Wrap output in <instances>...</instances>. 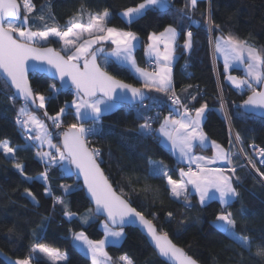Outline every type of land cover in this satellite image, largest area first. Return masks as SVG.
<instances>
[{"label": "trees", "instance_id": "16d2710c", "mask_svg": "<svg viewBox=\"0 0 264 264\" xmlns=\"http://www.w3.org/2000/svg\"><path fill=\"white\" fill-rule=\"evenodd\" d=\"M142 2L33 0L36 12L32 17L43 14L47 18L44 22L37 19L36 28L43 29L47 23L49 27L59 26L65 30L69 19L77 15L82 6L85 9L84 17L88 12L102 13L107 9L111 15L110 27L137 34L140 39L136 50L137 61L149 69V63L156 62H148L145 58L149 36L152 33L159 35L169 26L176 28L179 34L176 46L178 59L173 67V85L181 103L189 109L207 104L203 131L211 141L230 152L236 150L232 133L235 136L239 133L243 141L241 146L247 154L250 145L264 149V119L242 110V104L251 92L247 89L239 91L227 84L225 66L217 56L214 58L212 49L217 37L232 34L264 52V0H197L195 10L185 7L187 0H169V9L149 8L131 24L126 23L122 13ZM209 14L214 23L220 26L219 29L213 27L211 32L207 23ZM84 17L81 22L87 24L88 19ZM32 23L30 17L29 24ZM188 31L193 33L191 49L184 47ZM46 46H52L64 54L57 40H51ZM103 57L104 54L100 58L102 67ZM106 70L117 79L144 89L149 96L144 103L147 107L119 105L117 110L103 115L101 124L96 128L97 133L87 139L90 149L100 150L97 161L115 190L119 194L122 192L131 206L152 221L158 232H166L174 244L200 264H264V258L255 254L257 245H264V176L260 175L264 173V164L256 162V172L252 173L243 165L240 157L232 159L236 168L235 187L239 195L226 210L233 214L235 231L251 241L252 248L248 251L215 226L216 217L223 209L219 202L212 201L203 206L196 196L190 195L191 207H186L182 199L177 200L171 195L167 178L153 174L154 164L162 161L168 175L180 180V167L161 145L157 132L143 135L140 128L148 117L152 118V127L157 130L170 113L177 115L173 110L178 106L172 104L171 94L165 95L154 89L149 91L144 87L143 80L119 63H110ZM151 70L156 71L157 68ZM232 74L241 76L242 71L233 70ZM31 85L35 93L48 98L46 108L41 109V113H34L45 119L52 130L55 126L49 117L56 116L61 108L70 104L75 91L62 90L48 77L39 74L31 76ZM53 85L57 89L54 94L51 92ZM13 97L11 89L0 77V142L7 141L9 147L16 149L11 156L0 149V264H15L17 259L29 256L33 243H43L65 252L67 261L59 264H92L73 244L74 234L82 231L89 240H103V228L107 223L95 215L82 184L69 164V168L65 163L49 165L47 160L42 161L37 157V151L55 153V149H49L47 144L41 148L39 141L26 139L16 123L18 111L24 103ZM45 111L47 115H44ZM179 111L183 112V109ZM62 123L61 130L78 123L73 108H68ZM84 125L92 126L90 122ZM57 143L60 146L59 139ZM205 153L211 155L212 150ZM17 162L23 165L24 175L14 167ZM45 171L48 173L47 182L41 177ZM25 176L33 179L27 180ZM64 187H68L69 191L65 192ZM26 189L33 194L35 202ZM45 189L51 195H47ZM57 197L64 203H57ZM66 211L74 214L71 219L65 215ZM169 212L172 213L171 217L168 216ZM84 218H88L87 223L82 220ZM122 231V242L106 248L113 264H120L121 256L129 257L134 264H167L156 255L138 229ZM36 255L39 259L34 264H51L42 254Z\"/></svg>", "mask_w": 264, "mask_h": 264}, {"label": "snow or ice", "instance_id": "6c2138e0", "mask_svg": "<svg viewBox=\"0 0 264 264\" xmlns=\"http://www.w3.org/2000/svg\"><path fill=\"white\" fill-rule=\"evenodd\" d=\"M170 7L169 0H143L138 6L126 9L122 16L126 18V23L131 24L149 8L167 10ZM185 7L195 10L197 0H187ZM34 12H36V5L33 0H0V74L5 78V83L10 82V85L16 89L17 96L25 102L18 111L17 123L29 132L33 130V127L30 126L38 129L35 136L29 135L26 139L39 141L41 148L47 144L49 149H55V153L37 151V157L42 161L47 160L49 165L55 163L63 165L65 162L74 165L78 172L83 175L84 184L95 201L97 212L106 213L112 225L121 227L120 231H115L105 224V240L99 241L89 240L82 231L74 234V240L82 243L91 252L93 264H111L112 258L104 250L105 241L108 237H113L116 238L113 242H117L124 235L123 225L135 223L137 220L147 229V233L155 242L159 254L167 258L170 264H197V261L188 255L184 249L169 239L166 232H158L152 221L146 219L141 212L133 208L123 198L122 192L117 194L97 162L100 150L90 149L87 146V137L97 133L95 125L100 121L102 114L114 110L118 102L130 100L138 102L141 107H147L144 100L149 99V97L142 89L133 87L131 84L118 80L109 74L106 69L113 62H120L134 69L143 78L144 87L149 91L154 89L156 92L165 95L170 93L172 104L178 106L173 110L177 115L174 117L170 113L164 118L158 130L153 129L151 117H148L145 123L140 125V128L143 135H152L154 132H158L167 142H170L172 150L178 151L180 159L187 162L188 170L181 169V179L174 180L168 175V170L161 161L159 164H154L153 174L166 177L171 195L177 200L182 199L186 207H191L189 185L199 194L201 205L209 200L218 199L224 208L216 217L217 228L240 247L251 251V241L235 231L236 221L233 214L226 210L239 195L233 183L236 168L234 166L228 168L212 167V165L218 164L232 165L233 154L222 145L209 141L203 132L201 123L207 104L196 109H189L181 103L180 98L175 93L171 78V63L179 35L176 28L169 26L159 35L152 33L149 36L150 43L147 46V51L150 57H155L158 71L148 72L137 65L134 57V50L140 43L137 34L110 27V13L107 9L102 13L88 12V22L85 25L81 22L85 15V9L82 6L77 15L69 19L65 30H61L59 26L49 27L47 23L44 24L43 29L36 28L35 21L37 19L44 22L47 18L43 14L32 17ZM30 17L33 20L31 25L29 24ZM207 23L209 24V32L212 31L213 27L220 28L214 23L210 14L207 17ZM85 34L87 35L86 39L83 38ZM50 37L59 38L63 42L65 45L64 55L46 46ZM192 39L193 33L188 31L184 45L186 49L192 48ZM104 43H110L115 47L110 53H105L102 46L94 49L95 45H103ZM161 45H163L162 49ZM215 50L224 57L225 71L233 64L246 66L247 78L239 79L231 75L227 78L237 89H247L251 92L243 106L253 114L258 112L264 116V90H258V88L264 89V52L250 45L248 41L241 40L232 34H221L217 37ZM101 53L104 54L103 67L98 63V56ZM113 57L115 61H113ZM29 61L48 65L49 69L54 70L52 74L58 75L64 86H72L75 89V99L71 101V105L66 104L65 107H74L78 123L70 124L68 130L62 133V148L52 142L47 125L32 111V107L45 109L48 98L33 91L28 80V72L30 69L36 71L41 69L35 63L30 65ZM161 61L163 63H160ZM56 91L57 89L53 85L51 92L54 94ZM181 108L183 112L179 111ZM193 112L195 113L194 116L192 115ZM64 114L65 108H61L56 116L49 117L56 128L61 127V116ZM44 115H47L46 111ZM85 120L90 122L92 126L86 128L83 122ZM235 139L242 145L243 141L239 133H236ZM209 144L216 150L213 157L194 154L197 147L206 149ZM0 149L5 155H14L16 151V149L9 147L7 141L0 142ZM259 154L264 156V149H261ZM249 162L251 163V161ZM260 162L264 164V159ZM193 164L195 170L192 168ZM14 167L21 175H24L23 165L17 162ZM257 171L259 170L257 169ZM229 172L232 175H228ZM260 175L264 176V173H260ZM47 176V171L41 174L44 182H47ZM25 179L32 180L33 178L25 176ZM25 191L33 197L35 202L33 194L27 189ZM64 191L68 192L69 188L64 187ZM45 193L51 195L48 189H45ZM56 202L64 203L59 197L56 198ZM65 215L71 219L74 214L66 211ZM168 216L171 217L172 213L169 212ZM84 222L87 223V219ZM9 231L12 230L9 229ZM36 254H42L43 257L51 261V264H59L60 261L67 260V256L59 249L43 243H33L30 247L29 256L17 259L15 264H34V261L39 259ZM255 254L257 257L264 258V245H257ZM119 260L120 264H134L127 256H121Z\"/></svg>", "mask_w": 264, "mask_h": 264}, {"label": "water", "instance_id": "95a60500", "mask_svg": "<svg viewBox=\"0 0 264 264\" xmlns=\"http://www.w3.org/2000/svg\"><path fill=\"white\" fill-rule=\"evenodd\" d=\"M47 47H51V48H53L55 51H57V52H60V51H58V50H56L54 47H52V46H47ZM61 53V55H64L62 52H60ZM102 55H103V53H101L99 56H98V63L100 64V58L102 57ZM33 63H35V64H37L38 65V67L41 69V70H39V71H36V70H32V69H30L29 70V72H28V80H29V83H30V85H31V76L32 75H34V74H39V75H44V76H46V77H48L51 81H53V82H55L58 86H59V88L60 89H62V90H74L75 91V89H74V87H72V86H64L63 84H62V82L60 81V79H59V76L58 75H53L52 73L54 72V70H52V69H49V66L48 65H46V64H40L39 62H33V61H29V64L31 65V64H33ZM101 65V64H100ZM110 74V73H109ZM111 75V74H110ZM0 77L4 80V82H5V78L2 76V74H0ZM117 79V78H116ZM118 80H120V79H118ZM122 81V80H121ZM124 82V81H123ZM126 83V82H125ZM7 85H8V87L11 89V91H12V93H13V95L18 99V100H20L21 102H23V103H25L24 102V100L21 98V97H19V96H17V94H16V89L14 88V87H12L11 85H10V82L9 83H6ZM32 86V85H31ZM133 87H136V86H134V85H132ZM136 88H139V87H136ZM33 89V88H32ZM141 89V88H140ZM144 92H145V94H146V96L147 97H149L148 96V94H147V92L144 90V89H142ZM259 90H264V89H259ZM251 95V94H250ZM247 99V98H246ZM149 99H146V100H144V103H146L147 101H148ZM118 104L119 105H125V106H140L139 105V103L138 102H135V101H130V100H125V101H123V102H118ZM244 102H243V104H242V110L246 113V114H248V115H252V116H255V117H258V118H261V119H264V116H261L258 112L257 113H255V114H253V113H251L248 109H246L244 106ZM31 107V106H30ZM32 111L33 112H35V113H41L42 112V110L41 109H37V108H35V107H32ZM68 130V128H64L63 129V132L64 131H67ZM62 143H63V137H62V135H61V137H60V146H61V148H62ZM87 146H88V144H87ZM89 147V146H88ZM98 162V161H97ZM71 166V169H72V172H73V174H74V176L79 180V182L82 184V188L84 189V192H85V194H86V196H87V198H88V200H89V202H90V204H91V207L93 208V210H94V213H95V215L98 217V218H102V219H104L105 221H106V223H107V225L110 227V228H112V229H121V227L120 226H118V225H112L111 224V222L108 220V218H107V215H106V213H98L97 212V210H96V205H95V201H94V199L91 197V194L88 192V190H87V186L84 184V180H83V175L82 174H80L79 172H78V170L75 168V166L74 165H70ZM101 167V166H100ZM102 169V168H101ZM103 171V170H102ZM104 172V171H103ZM105 174V173H104ZM110 182V181H109ZM111 183V182H110ZM113 186V185H112ZM114 188V187H113ZM115 189V188H114ZM117 192V191H116ZM117 194L119 195V193L117 192ZM124 198V197H123ZM125 199V198H124ZM130 204V203H129ZM131 205V204H130ZM133 207V206H132ZM134 208V207H133ZM143 215V214H142ZM146 218V217H145ZM147 219V218H146ZM149 220V219H148ZM154 225V224H153ZM128 228H135V229H138L140 232H141V234L146 238V240H147V242H148V244H149V246L153 249V251L156 253V255L161 259V260H163L164 262H166L167 264H170V262L167 260V258H165V257H163V256H161L160 254H159V251H158V249L156 248V246H155V242L151 239V237H150V235L147 233V229L146 228H144V226L142 225V224H140V222L137 220L135 223H125L124 225H123V227H122V230H125V229H128ZM157 229V228H156ZM157 231H158V229H157ZM170 239V238H169ZM171 240V239H170ZM172 241V240H171ZM173 242V241H172ZM197 264H200V263H198L197 262Z\"/></svg>", "mask_w": 264, "mask_h": 264}, {"label": "rangeland", "instance_id": "374dc122", "mask_svg": "<svg viewBox=\"0 0 264 264\" xmlns=\"http://www.w3.org/2000/svg\"><path fill=\"white\" fill-rule=\"evenodd\" d=\"M146 11V10H145ZM144 11V12H145ZM144 12L142 13V14H144ZM84 18H86V19H88V17L87 16H85ZM110 18H111V15H110ZM122 18L126 21V18H124L123 16H122ZM29 22H30V19H29ZM86 25V24H85ZM83 38H87V35L85 34V36L83 37ZM139 38V37H138ZM178 38V37H177ZM217 39V38H216ZM216 39L213 41V43H212V49H213V52H214V54L216 53V55L214 56V58H216V56H217V58H219V59H221V61L223 62V64H224V57H223V55L222 54H220V53H218V52H216V50H215V41H216ZM51 40H57V41H59V43H60V45H61V48H62V46H64V48H65V45L63 44V42L62 41H60L59 40V38H55V37H50V40H49V42H46V45H48L50 42H51ZM139 41H140V39H139ZM177 41V40H176ZM140 44V43H139ZM139 44H138V46H139ZM104 47V49H105V53H110L112 50H113V48L115 47L114 45H111L110 43H104L103 45H95L94 46V49L95 48H98V47ZM138 46L136 47V49L134 50V57H135V59H136V63H137V65L140 67V68H143V69H145L146 71H148V72H153L151 69H149L148 67H143V66H141V65H139V63H138V61H137V58H136V50H137V48H138ZM63 50V49H62ZM147 50V49H146ZM64 52V51H63ZM65 54V53H64ZM114 61H115V58L113 57L112 58ZM177 59H178V55L176 54V44H175V53H174V57H173V60H174V63H173V65H171V74H172V71H173V69H172V67H174V65H175V63H176V61H177ZM104 61V60H103ZM102 63V62H101ZM116 63H119V64H121L120 62H116ZM121 65H123V66H126V67H128V68H130L131 69V71L137 76V77H139V78H141L140 76H139V74L138 73H136L135 72V70L134 69H132L130 66H128V65H126V64H121ZM225 66V65H224ZM158 68V67H157ZM233 70H241L242 71V75L241 76H238V75H236V74H232V71ZM158 71V70H157ZM224 71H225V67H224ZM225 73H226V82H227V84L228 85H230L232 88H234V89H237L232 83H231V81H229L228 80V76L229 75H231V76H235V77H237V78H239V79H245V78H247V76H246V66L245 65H241V64H233L231 67H229L228 68V70L227 71H225ZM237 90H239V91H244V90H241V89H237ZM74 99H75V97H74ZM68 105H71V103L70 104H68ZM68 108H70V107H65V114H66V112H67V110H68ZM71 108H73V110H74V113H75V109H74V107H71ZM119 108V104H117V107L114 109V110H112V111H108V112H104L103 114H102V116L103 115H105V114H109V113H111V112H113V111H115V110H117ZM226 111V110H225ZM64 114V115H65ZM63 115V116H64ZM36 116H37V114H36ZM63 116H61V121H62V117ZM101 116V117H102ZM41 121H43L46 125H47V123H46V120L45 119H41L39 116H37ZM49 121L50 122H52V120L51 119H49ZM78 121V120H77ZM84 122V124L85 123H87L88 121L87 120H85V121H83ZM63 123H61V127H59V128H56V127H54V129H49V127H48V125H47V127H48V132L51 134V138H52V141L58 146V143H57V140L59 139L60 140V137H61V135H62V133H63V130H61L62 129V127H63V125H62ZM85 126V125H84ZM34 127V126H33ZM86 127V126H85ZM87 128V127H86ZM37 130V132H38V129H36ZM8 145H9V143H8ZM46 144H44V146H45ZM243 148V147H242ZM244 149V148H243ZM237 151V148H236V150L234 151V152H231L233 155H232V159H233V157H240L241 158V160H242V163H243V165L246 167V168H248V170L249 171H251L252 173H254V172H256V169H255V166H253V165H255V163L257 162L258 164H262V163H260L259 162V160L258 159H255L254 158V156H253V154H250V155H252V156H248L247 154H242V153H238V152H236ZM242 155V157H241V155ZM12 154H8V156H11ZM255 159V160H254ZM253 160H254V162H253ZM249 161H251V163L249 162ZM65 166L66 167H68L69 168V165L65 162ZM227 167H233V164L232 165H228ZM67 168V169H68ZM154 168V167H153ZM193 168V170H195V167H192ZM234 177V176H233ZM91 214H92V212H91ZM85 219H87V221H88V218H84V219H82L83 221L85 220ZM104 224V223H103ZM105 225V224H104ZM215 226H216V224H215ZM217 227V226H216ZM103 229H105V227L103 228ZM113 230V229H112ZM115 231H120V230H115ZM103 240H105V238L103 239ZM110 239H109V237L107 238V240L105 241V248H106V244L107 243H109L110 241H109ZM121 242V239H119L118 241H117V243H120ZM80 244V243H79ZM80 248L82 249V250H84V254H86V255H89V256H92V255H90V253H88V251H86L83 247H81V245H80ZM105 251H106V249H104ZM63 254H65L66 256H67V254L65 253V252H62ZM65 261H67V260H65ZM65 261H60V262H65ZM92 264H93V261H92ZM111 264H113L112 263V261H111Z\"/></svg>", "mask_w": 264, "mask_h": 264}, {"label": "crops", "instance_id": "0c3cea01", "mask_svg": "<svg viewBox=\"0 0 264 264\" xmlns=\"http://www.w3.org/2000/svg\"><path fill=\"white\" fill-rule=\"evenodd\" d=\"M178 33V32H177ZM178 37V36H177ZM177 40H178V38H177ZM149 43H150V41H149ZM176 46H177V41H176ZM163 48V45H161V49ZM62 49H64V46H62ZM215 55H216V53H215ZM145 58H146V61H151V60H156L155 59V57L154 56H149V54H148V51L146 50V52H145ZM218 60H219V58H218ZM221 60V59H220ZM160 63H163V61H161ZM173 63H174V60L172 61V63H171V65H173ZM172 69H173V67H172ZM157 70H158V68H157ZM156 70V71H157ZM139 78V77H138ZM171 78H172V83H173V71H172V74H171ZM139 79H141V80H143V78H139ZM207 113H208V109H206V111H205V113H204V119L202 120V123H201V127H202V130H203V125H204V122H205V120H206V117H207ZM192 115L194 116L195 115V113L193 112L192 113ZM175 117V116H174ZM160 128V127H159ZM158 128V129H159ZM157 129V130H158ZM204 132V131H203ZM157 134V137H158V139H159V141H160V143H161V145L173 156V158L175 159V162H176V165H178L180 168H178V173H179V176H180V170L181 169H184L185 171H187L188 170V164H187V162L186 161H182L181 159H180V157H179V152L178 151H173L172 150V147H171V144H170V142H167L166 140H165V138L164 137H162V136H160L159 134H158V132L156 133ZM209 139V138H208ZM209 141H211L210 139H209ZM209 149H211L212 150V154L211 155H209V154H206L205 153V151H207V150H209ZM215 148L214 147H212L211 146V144H209V146L206 148V149H201V148H199V147H197L195 150H194V154L195 155H197V156H205V157H213L214 155H215ZM217 166H220V167H226V168H228L227 166V164H218V165H212V167H217ZM192 167H195V165L193 164L192 165ZM228 175H232V174H230V173H227ZM180 179H181V177H180ZM233 183H234V186H235V181H234V177H233ZM169 186V185H168ZM169 188H170V186H169ZM189 191H190V193H191V195H194V196H196L197 197V199H198V201H199V194L197 193V192H195V190L194 189H192V187L189 185ZM237 199V197L234 199V201ZM212 201H217V202H219V204L224 208V206L220 203V201L218 200V199H212V200H209V201H207L203 206H205V205H207L208 203H210V202H212ZM233 201V202H234ZM232 202V203H233ZM231 203V204H232ZM103 231H104V235L106 236V231H105V229H103ZM123 238H124V235H123V237H121V238H119V239H121V242H122V240H123ZM109 243H107L106 244V248L108 247V246H110V245H119L120 243H117V242H113L114 240H116V238H113V237H109ZM80 242H77V241H75L74 240V238H73V244L78 248V250L80 251V252H82L83 254H84V250H82L81 248H80V245H81V247H83L86 251H88V249H87V247L86 246H84L82 243H80ZM105 248V249H106ZM88 253H90V251H88ZM84 255H86V254H84ZM90 255H92L91 253H90ZM90 260H91V262H92V256H89V255H86Z\"/></svg>", "mask_w": 264, "mask_h": 264}, {"label": "built area", "instance_id": "2783aa9c", "mask_svg": "<svg viewBox=\"0 0 264 264\" xmlns=\"http://www.w3.org/2000/svg\"><path fill=\"white\" fill-rule=\"evenodd\" d=\"M149 67L151 68V69H153V70H155L156 68H157V63L155 62V61H152V62H150L149 63ZM157 110H160V107H157L156 108ZM16 123H17V118H16ZM101 124V122L99 121L96 125H95V127L97 128L99 125ZM17 126L18 127H20L22 130H23V132H24V134L26 135V137L27 136H29V135H32V136H35L36 134H37V130L33 127V126H30V127H33V130L31 131V132H29L27 129H25L24 127H22L20 124H18L17 123ZM94 135H89L88 137H87V139H91L92 137H93ZM232 137H233V141H234V145H235V148H237V151L236 152H238V153H242V154H247L246 152H245V150L242 148V146H241V144L239 143V142H237L236 141V139H235V134L234 133H232ZM31 141V140H30ZM241 148L243 149L242 151H241ZM260 148L259 147H256V146H254V145H250L249 147H248V152H249V154H247L248 156H252V155H250V154H253V156H254V158L255 159H258L259 160V162L262 160V159H264V156H261L259 153H260ZM241 155V154H240ZM241 157H242V155H241ZM254 159V160H255ZM254 160H253V162H254ZM261 163V162H260ZM255 173V172H254Z\"/></svg>", "mask_w": 264, "mask_h": 264}]
</instances>
